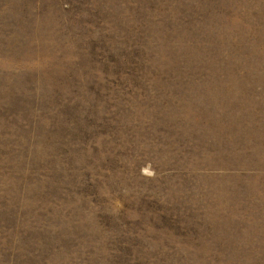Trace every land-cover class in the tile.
<instances>
[{
  "label": "rangeland",
  "instance_id": "1",
  "mask_svg": "<svg viewBox=\"0 0 264 264\" xmlns=\"http://www.w3.org/2000/svg\"><path fill=\"white\" fill-rule=\"evenodd\" d=\"M0 264H264V0H0Z\"/></svg>",
  "mask_w": 264,
  "mask_h": 264
}]
</instances>
